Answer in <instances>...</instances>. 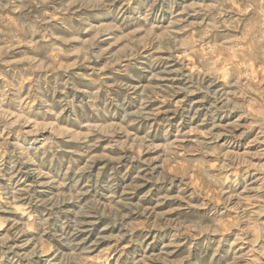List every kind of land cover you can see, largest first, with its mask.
I'll return each instance as SVG.
<instances>
[{"label":"rangeland","instance_id":"374dc122","mask_svg":"<svg viewBox=\"0 0 264 264\" xmlns=\"http://www.w3.org/2000/svg\"><path fill=\"white\" fill-rule=\"evenodd\" d=\"M0 264H264V0H0Z\"/></svg>","mask_w":264,"mask_h":264},{"label":"bare ground","instance_id":"6f19581e","mask_svg":"<svg viewBox=\"0 0 264 264\" xmlns=\"http://www.w3.org/2000/svg\"><path fill=\"white\" fill-rule=\"evenodd\" d=\"M176 103V102H175ZM18 208H20V207H18ZM22 208V207H21ZM23 210H24V208H23ZM26 212V211H25Z\"/></svg>","mask_w":264,"mask_h":264}]
</instances>
